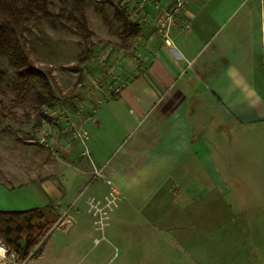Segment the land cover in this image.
<instances>
[{
    "label": "crops",
    "instance_id": "0c3cea01",
    "mask_svg": "<svg viewBox=\"0 0 264 264\" xmlns=\"http://www.w3.org/2000/svg\"><path fill=\"white\" fill-rule=\"evenodd\" d=\"M146 37V58L125 64L111 94L82 73L93 96L88 113L74 114L72 124L89 134L86 143L64 134L68 123L58 115L39 127L54 150L39 143L26 144L29 150L0 130V210L53 206V229L72 238L71 246L56 245L64 261L94 242L99 223L90 202L105 203L113 188L114 221L150 220L145 236L171 231V262L193 264L196 255L175 238L203 252L202 229L206 222L221 227L223 200L240 190L254 199L264 183V151L256 170L252 142L257 133L264 141V0H188L168 38L153 30ZM206 116L208 134L193 132ZM194 221L199 225L191 227Z\"/></svg>",
    "mask_w": 264,
    "mask_h": 264
},
{
    "label": "rangeland",
    "instance_id": "374dc122",
    "mask_svg": "<svg viewBox=\"0 0 264 264\" xmlns=\"http://www.w3.org/2000/svg\"><path fill=\"white\" fill-rule=\"evenodd\" d=\"M155 3L154 1L146 6L144 5L142 11V7L139 6L136 0H86L89 26L94 32L88 43H84V40L77 33V23L68 20V18L56 22L42 21L37 27L27 32L28 45L35 62L38 65H47L54 69L52 72L54 81L52 80V82H57L59 86V89L54 88L55 96L58 98L57 101L60 102V107L56 109H62L59 114L49 118H56L57 115L61 118L63 116L65 122L68 123L66 127H63L64 134L71 132L73 136V129L76 126L72 124V116L88 113V105L92 100V87L88 83L89 80L87 82L86 76H82V73L94 80L96 85L104 86L111 94L115 79L124 73L121 74L120 71L123 70L125 64L136 65L146 58L145 56L148 54L146 36L150 31L153 30L162 38H167L165 33L168 31L169 36V28L164 27L161 29L156 25L158 20L160 23L163 22L168 25V20L164 12L157 11ZM118 6L125 11L128 9L129 12L126 11L128 21L139 22L144 30V36L124 37L122 35L124 20L115 18V7ZM50 8L54 12H59L62 8H69V5L60 0H51ZM91 43L93 44L91 48L94 49L95 53L91 61L81 67L83 72L67 68L84 57L86 46H90ZM1 62L9 70V75L0 80V100L3 101L4 106L9 111L15 112L17 115L5 119L0 126V130L8 129L11 133L5 134L10 135L16 141V144L23 142V146L29 150L33 148L26 144L45 145L40 143L39 138L46 132L35 128L37 105L39 104L38 92L43 91L42 86L37 80H34L32 85L25 90L23 97L18 96V90L14 88L18 82L14 67L6 58L2 59ZM79 77H81V80L77 83V91L73 94L74 98H72V95L67 99L62 97V93L70 90L79 80ZM82 81L84 82L83 91L88 94V98L84 109L77 113L76 110L70 107V104L72 102L79 103V105L83 104L82 98L76 99V96L80 94L78 84ZM56 109L54 110L57 111ZM197 119L193 118V122L196 121L195 124L193 123V132L196 133L197 130L203 128L205 131L202 132L208 134L212 119L207 116L205 119L201 118L200 122H197ZM222 128L223 132L231 129L227 125H222ZM258 135L259 133L255 136L254 141L252 140L255 146L254 165L256 170L261 167V157L264 151L263 137ZM243 147L239 149L240 162L242 161L240 166L245 164L246 155L244 150H246V146ZM242 157H244L243 160ZM2 159H0V165L6 167ZM262 173L264 174V171ZM234 191L237 192L238 190L234 189ZM255 192L254 199L247 197L251 195L247 190H240L237 192L238 197L235 199L231 196L223 200L222 205L218 206L224 217L222 221L217 222L221 227L215 230L214 227L211 228L213 222H206V227L202 229L205 234L197 245L205 249L203 252H195L200 248H195V245L187 246L186 240L184 241L182 237L175 238V241L183 246L182 248L188 247V251L196 255L193 264H264L263 182L255 188ZM110 197L108 196L109 199L105 200V203L110 200ZM118 201L116 198L114 202L110 203L109 208L106 205L103 206V204L98 206L102 208V211L108 210L107 217L103 218L104 225L101 226L100 218L96 216L99 227L93 236L94 242H89L85 247L74 251V253L70 252V257L74 256V259L64 261L62 254L56 253L57 243L71 246L72 238L71 236H63L61 231L53 229L57 219V214L53 213L47 214L48 220L52 223L47 238L45 237L40 245L35 248V251L40 250L46 239L43 254L33 259H31V255L21 258L10 251L6 252L5 249V253L0 254V264H182L171 262V231L166 232L163 238L145 236L143 230H149V227L153 225L150 220L144 222L140 219L124 222L114 221L113 214L119 204ZM95 211H97V207L92 208V213ZM248 214L253 215L254 220L248 221L245 218ZM236 217H239L238 221H231L232 218L235 219ZM108 223L112 225L114 233L109 229ZM157 223V226L159 224L161 226L168 225V222ZM190 225L195 227L199 225V222L194 221ZM198 231L199 229L194 230L193 234L199 233ZM217 232L220 237L215 236L214 233ZM124 233L126 235L122 237ZM190 238L185 239L190 240ZM192 238L197 241L200 239L198 236ZM0 243H3V241L0 240Z\"/></svg>",
    "mask_w": 264,
    "mask_h": 264
},
{
    "label": "trees",
    "instance_id": "16d2710c",
    "mask_svg": "<svg viewBox=\"0 0 264 264\" xmlns=\"http://www.w3.org/2000/svg\"><path fill=\"white\" fill-rule=\"evenodd\" d=\"M69 5V8H62L54 12L50 8L51 0H0V80L9 75V70L1 62L6 58L14 67V73L18 82L14 88L18 90V96L23 97L27 87L37 80L43 88L38 92L39 104L35 119V128L39 129L43 120H51L43 113V106H52L58 99L55 96V88L59 89L54 81L53 68L51 66L38 65L29 48L27 32L37 27L42 21H60L64 18L77 23V33L88 43L94 32L90 29L87 15L86 0H60ZM115 18L123 21L122 35L143 36L140 24H132L126 17V11L115 7ZM99 45V44H98ZM86 46L84 57L77 63L67 68L83 72L82 66L90 62L94 49ZM97 46V45H96ZM95 46V47H96ZM62 93V97L69 98L77 91V83ZM55 87V88H54ZM74 98V96L72 97ZM15 112L9 111L2 100H0V126L5 119L16 117ZM29 118V115L27 114ZM55 213L53 206L35 208L26 211H1L0 210V240L9 248L12 254L31 259L39 257L42 249L35 251L43 239L49 234L52 223L48 220L47 214Z\"/></svg>",
    "mask_w": 264,
    "mask_h": 264
},
{
    "label": "built area",
    "instance_id": "2783aa9c",
    "mask_svg": "<svg viewBox=\"0 0 264 264\" xmlns=\"http://www.w3.org/2000/svg\"><path fill=\"white\" fill-rule=\"evenodd\" d=\"M136 1L139 4V6L142 7L141 8L142 11H143L144 5L146 6L147 4H150V3L154 2V1L156 2L155 3V8L157 9V11L164 12L166 14L167 20H168V25H166L163 22L160 23L159 20H158L156 25L158 27H160L161 29H163L164 27L169 28L170 25L176 20V17L178 16V14H180L184 10V8L186 6V3L188 2V0H136ZM126 11H128V9H126ZM131 23L132 24H136V23L140 24L139 22H131ZM140 26H141V24H140ZM167 33H168V31L165 33L167 35V38H168V34ZM78 86H79L78 88H79V93L80 94L78 96H76V99L77 98L78 99L82 98L83 104L79 105V103L76 104L74 102H72V103L70 102L71 103L70 107L72 109L76 110L77 113H80L84 109V105H86V103H87L86 100L88 98V94L84 93V91H83L84 90V82L83 81L80 82L78 84ZM56 101H55L54 105H52V106H43V113L45 115L46 114L50 115V116L47 115L48 117H51V116H53L55 114H59V112H61L62 108L56 109V108L60 107V102L59 101L56 102ZM101 103H102V101L99 100L98 104L100 105ZM54 109H56L57 111H55ZM49 112H51V114H49ZM73 136L80 138L84 143H86L87 140L89 139V134L86 131L82 130L81 128H74L73 129ZM39 141L42 144L48 145L52 150L55 149L54 146H50V142L48 141L47 134H45V133L42 134L40 136V138H39ZM109 196H111V197H110V200L107 203H104V202L102 203L99 200L98 201L91 200V202H90V211H92L93 207H97V211L93 212V215L95 217L97 216V217L100 218L101 226L104 225L103 222H104L105 217H107V215H108V212H107L108 210L107 211H102V208H99L98 206L100 204H103V206L106 205V206H108V208L110 207V203L114 202V200L117 198L116 189L115 188L112 189V191H111ZM107 199H109V198L106 197V200ZM0 244L3 247L6 248V252L9 251V248L4 243H0Z\"/></svg>",
    "mask_w": 264,
    "mask_h": 264
},
{
    "label": "bare ground",
    "instance_id": "6f19581e",
    "mask_svg": "<svg viewBox=\"0 0 264 264\" xmlns=\"http://www.w3.org/2000/svg\"><path fill=\"white\" fill-rule=\"evenodd\" d=\"M5 247H3L1 244H0V254L2 253V252H4L5 251ZM5 253V252H4Z\"/></svg>",
    "mask_w": 264,
    "mask_h": 264
}]
</instances>
